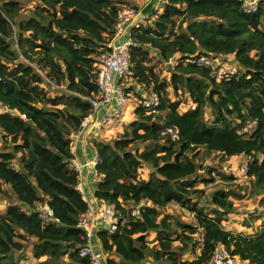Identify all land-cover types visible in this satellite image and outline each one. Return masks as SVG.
Segmentation results:
<instances>
[{"label": "trees", "instance_id": "obj_1", "mask_svg": "<svg viewBox=\"0 0 264 264\" xmlns=\"http://www.w3.org/2000/svg\"><path fill=\"white\" fill-rule=\"evenodd\" d=\"M123 5L131 4L0 0V102L13 110L0 113V264H22L29 237L37 264H92L79 253L86 239L77 224L87 205L68 166L70 135L90 111L85 97L98 92L97 57L109 50ZM130 35L124 85L134 102L131 118L112 142L99 133L89 138L98 155L94 196L126 218L112 233L96 232L105 264H206L218 244L247 264H264V227L247 233L224 224L244 198L241 186L203 199L215 175L234 177L197 162L200 151L202 158L239 157V167L248 159L243 175L264 205V0L250 13L241 0H163ZM176 54L180 61L161 77L159 66ZM203 54L232 57L234 75L216 80L208 68L181 61ZM152 93L159 99L154 113L139 103ZM166 126L178 129L177 140L160 134ZM43 202L57 222L40 221ZM170 204L192 221L168 212Z\"/></svg>", "mask_w": 264, "mask_h": 264}, {"label": "built area", "instance_id": "obj_2", "mask_svg": "<svg viewBox=\"0 0 264 264\" xmlns=\"http://www.w3.org/2000/svg\"><path fill=\"white\" fill-rule=\"evenodd\" d=\"M242 9L244 12H254L257 10L258 3L261 0H241ZM146 15H139V10L134 5H123L117 12V17L114 22L113 34L110 41L107 43L109 50L100 53L97 57L96 63V83L98 92L94 97H85L90 104V111L83 116L78 130L72 132L70 135L71 150L74 149L79 139L88 134H98L104 130L117 125L122 121L125 115L129 97L125 91L124 80L130 73V57L129 47L133 44L130 30L132 27H138L146 22ZM180 61V55L176 54L171 57L166 65L173 67ZM183 63H195L209 69L210 76L216 80H228L235 73V66L220 65L218 60L212 59L211 56L203 54L199 56H191L185 58ZM46 82L52 87L56 86L50 79L45 78ZM62 91H67L65 86H59ZM139 103L151 112H156L159 99L156 94L152 93L143 97ZM13 112L8 106L0 102V113ZM21 117H24L22 114ZM253 125L249 128L243 129V133L250 135L253 130ZM160 134L167 136L172 140L179 138V131L176 127L166 126ZM74 156L69 161V168L77 172L78 182L76 189L80 192L82 199L86 202V209L81 214L77 227L80 228L85 236L86 242L82 245L79 253L81 256H88L92 264H105L99 252L95 247L94 240L98 230H106L109 233L126 222L125 216L117 209L114 203H109L101 199H97L94 195L88 196L83 185V168L89 167L90 179L95 183L97 179L96 164L98 162V155L92 150L89 159L86 163H79ZM248 159L240 167L242 174L246 173V166ZM147 200H141L137 205L130 209V215L136 216L139 206L147 205ZM37 216L41 222L48 223L58 220L53 215L50 206L43 202L37 206ZM206 264H247L244 260L236 255L229 253L227 248L218 244L213 252L210 261Z\"/></svg>", "mask_w": 264, "mask_h": 264}, {"label": "rangeland", "instance_id": "obj_3", "mask_svg": "<svg viewBox=\"0 0 264 264\" xmlns=\"http://www.w3.org/2000/svg\"><path fill=\"white\" fill-rule=\"evenodd\" d=\"M130 4L139 5L140 0H129ZM138 2V3H137ZM142 2V1H141ZM29 6V5H28ZM65 57L66 63L69 65L71 62V58ZM233 61V59H232ZM219 62V61H218ZM168 68L167 66H159L160 76L161 77H168ZM76 70V68H74ZM134 102L132 100H129L128 107L131 108ZM127 117L124 118L123 126L127 122ZM122 126V125H121ZM119 126L118 128H120ZM114 128L111 130H104L103 132H100L97 137L105 140L110 141L114 139V136H116V129ZM205 154V153H202ZM203 162L205 165L212 166L216 168V170L223 171L225 174L232 175L234 177L233 180H224L221 178V176L215 175L213 183L209 184L207 187H205V198L209 196L210 192L214 189H232L235 186H238V184L241 186L240 189L237 190L240 191L241 194H244V198L241 200L234 201V210L232 212L224 214L225 219V225L229 227L234 232L239 231H246L247 233H251L254 231L256 227L261 226L264 227V205H260L258 202V197L255 193L251 191V184L245 178V176L240 172L239 164L241 162L239 157H229V158H223L219 160L218 155H214L213 152L205 154V156L201 157V151L197 156V162ZM203 172V171H202ZM200 188L202 185H199ZM0 201H6L3 198H0ZM168 212L171 213H181L182 211L178 208L177 205H168L167 209ZM182 214V213H181ZM182 216V220L184 221H192L189 216L187 215H180ZM262 224V225H261ZM30 241H32V238L29 237L27 246L23 251V256L26 257V259H23L21 262L22 264H37L34 259H32L31 254H29V247H30ZM146 264V263H145Z\"/></svg>", "mask_w": 264, "mask_h": 264}, {"label": "crops", "instance_id": "obj_4", "mask_svg": "<svg viewBox=\"0 0 264 264\" xmlns=\"http://www.w3.org/2000/svg\"><path fill=\"white\" fill-rule=\"evenodd\" d=\"M129 2V0H127ZM142 1V2H141ZM138 3V2H137ZM139 5H135V4H131L134 5L138 8L139 10V15H146L147 19L148 17L151 15V12L153 10H161L162 8V4H163V0H140ZM146 19V21H147ZM218 61L220 63V65H230L233 66L234 63L232 61V57L229 56H218ZM167 66V65H166ZM168 67V66H167ZM137 91H139V93L143 96V92L137 87L136 88ZM133 105L131 108H127V111L125 113V115L123 116V119L121 122H119L117 125L112 126L106 130H111L114 128H118L119 126L123 125L122 123L124 118L127 117V119H130V113L133 110ZM128 121V120H127ZM122 127V126H121ZM121 127L114 130L115 131H119L121 130ZM89 138H90V134H88L87 136H84L83 138L79 139L75 149H74V156L76 157L75 159L79 162V163H86L87 160L89 159V156L92 152V149L89 145ZM237 158V157H236ZM90 170L91 168L89 167H84L83 168V185L85 187L86 193L88 194V196H93L94 195V184L90 179ZM6 203V201H0V209H3V205ZM95 243V247L97 249V251L99 252L100 256L102 257L103 260H105L106 258V253L99 247V245L97 244L96 240H94ZM29 250V254H30V249ZM33 259V258H32ZM22 263V262H21Z\"/></svg>", "mask_w": 264, "mask_h": 264}]
</instances>
